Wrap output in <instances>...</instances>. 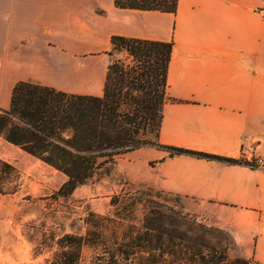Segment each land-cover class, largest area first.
Returning <instances> with one entry per match:
<instances>
[{
  "label": "crops",
  "instance_id": "obj_1",
  "mask_svg": "<svg viewBox=\"0 0 264 264\" xmlns=\"http://www.w3.org/2000/svg\"><path fill=\"white\" fill-rule=\"evenodd\" d=\"M113 36L174 43L162 145L238 160L264 152V0H178L174 14L115 0H0V108L21 81L102 96ZM18 150L28 154L0 136L1 159L17 166ZM124 155L134 190L187 199L186 211L231 235L232 257L264 264L263 169L151 145ZM7 230L1 223L0 257Z\"/></svg>",
  "mask_w": 264,
  "mask_h": 264
},
{
  "label": "trees",
  "instance_id": "obj_2",
  "mask_svg": "<svg viewBox=\"0 0 264 264\" xmlns=\"http://www.w3.org/2000/svg\"><path fill=\"white\" fill-rule=\"evenodd\" d=\"M115 4L174 14L178 0H115ZM111 43L110 56L125 51L127 58L111 59L102 96L21 81L13 89L10 108H0V136L65 175L54 193L56 199L71 197L121 155L147 145L168 150L170 156L252 166L162 145L157 138L168 99L174 43L124 36H113ZM151 126L156 130L154 140L146 137ZM13 176L21 177L18 168L0 158V195L19 189V184L10 187ZM154 192L148 188L115 195L110 214L89 212L86 232L64 235L50 264H79L84 248L94 251L98 264H260L253 258L232 257L227 244L213 245L207 237L213 228L199 223L179 199L172 203L169 193ZM139 206L144 210L141 223L136 222Z\"/></svg>",
  "mask_w": 264,
  "mask_h": 264
},
{
  "label": "rangeland",
  "instance_id": "obj_3",
  "mask_svg": "<svg viewBox=\"0 0 264 264\" xmlns=\"http://www.w3.org/2000/svg\"><path fill=\"white\" fill-rule=\"evenodd\" d=\"M114 57L124 58L125 54L114 53ZM146 137L155 139V127L149 128ZM17 156L19 163L16 167L21 177L13 176L10 187L19 184V189L12 194L0 195V224L8 226L7 235L2 240L1 264H50L64 235L86 232L85 219L89 212L110 214L114 211L111 205L113 196L130 194L138 189L128 184L121 170L128 162L129 156L124 155L110 169L100 171L91 181L77 188L71 197L56 199L54 193L65 182V175L20 150ZM139 189L142 192L147 190L145 187ZM154 191L155 194L157 191ZM166 195L172 203L178 199L182 205L188 202ZM143 211L139 206L137 223L143 220ZM197 221L214 229L207 236L213 245L232 247L233 240L226 230L211 222L198 218ZM79 264H98L91 248L83 249Z\"/></svg>",
  "mask_w": 264,
  "mask_h": 264
},
{
  "label": "built area",
  "instance_id": "obj_4",
  "mask_svg": "<svg viewBox=\"0 0 264 264\" xmlns=\"http://www.w3.org/2000/svg\"><path fill=\"white\" fill-rule=\"evenodd\" d=\"M243 162H247L251 164L255 168L263 169L264 170V152L259 155H253L251 157H243L241 159Z\"/></svg>",
  "mask_w": 264,
  "mask_h": 264
}]
</instances>
